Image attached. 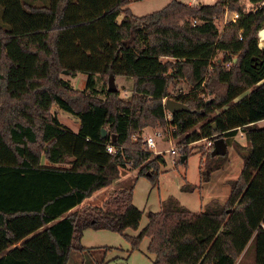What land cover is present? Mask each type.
I'll return each instance as SVG.
<instances>
[{"label":"trees","instance_id":"1","mask_svg":"<svg viewBox=\"0 0 264 264\" xmlns=\"http://www.w3.org/2000/svg\"><path fill=\"white\" fill-rule=\"evenodd\" d=\"M241 1L172 0L135 16L132 0H0V264H68L74 252L101 250L82 245L90 229L122 234L130 254L149 239L152 264H264V0H248L249 11ZM227 12L239 17L220 31L215 21ZM79 74L82 91L63 78ZM111 76L132 80L129 98L108 91ZM181 84L213 98L169 120L163 100ZM54 107L79 119L77 132ZM168 126L181 147L176 166L189 145L217 134L229 147L241 133L242 171L225 203L193 212L169 197L129 236L143 217L134 187L110 192L102 206L85 202L128 169L156 185L165 160L148 151L143 132ZM226 158L202 160V181Z\"/></svg>","mask_w":264,"mask_h":264},{"label":"rangeland","instance_id":"2","mask_svg":"<svg viewBox=\"0 0 264 264\" xmlns=\"http://www.w3.org/2000/svg\"><path fill=\"white\" fill-rule=\"evenodd\" d=\"M171 1L172 0H132L129 7L135 16H144L162 10ZM177 1L183 3L192 2L193 5L191 6H200L213 5L217 0ZM241 3L245 6L246 11L253 8V4L248 0H242ZM233 15V13L227 12L216 19L215 24L220 31H223L226 24L231 21ZM221 59L222 55L218 53L217 60L220 62ZM166 60L165 58L162 59L164 62ZM63 78L69 80L75 90L82 91L86 88L87 75L85 74H79L75 78L65 75ZM116 84L117 88H120L122 98L126 99L131 96V79L118 78L116 79ZM181 85L182 90H172L171 97L175 101L191 106L197 104L198 101L203 102L213 98L209 92L199 91L193 94L189 86L186 84ZM127 87L129 89L125 90ZM188 97H190V99H188ZM52 110L58 114L60 121L64 125L73 131L79 129L80 122L78 118L57 107H54ZM262 125H264V122ZM158 131L163 132L164 135L166 134V138L171 139L169 134L172 131L169 127H148L144 130L143 137H154V134ZM172 140L173 141L169 143L168 140L166 142L164 139L157 138L158 150L169 151L172 147H178L179 140H175L173 135ZM236 142L243 146L247 144L242 134H238L233 140L232 145L228 147L227 162L219 170L212 172L207 182H203L201 179V161L207 160L208 165L214 166L218 157L221 156L203 157V152L206 151V148L203 146V143H198L190 146L191 155L185 164L178 163L176 166L175 162L180 161V155H172L170 152H167L163 156L165 163L161 167L159 181L156 185L147 177L139 176V170L128 169L125 171V175L120 180L116 181L107 192L99 194V196L92 199L90 202L86 201L85 204L102 206L103 200L110 191L134 187V204L143 211V217L137 230L128 229L125 234L137 236L148 224V213L160 211L161 202L167 200L169 197L176 198L183 206L193 212L202 211L203 206L213 199L225 203L230 193V181L236 180L243 168V160L235 147ZM205 169L208 170V168ZM187 183L196 186L197 189L194 192L183 191L182 188ZM81 242L82 245L87 248H101V250L92 254L88 252H74L69 264H152L151 260L153 259L152 257H154L147 250L149 239H144L139 250L133 251L131 254L129 253L132 249L131 244L119 233L90 229L84 232ZM106 247L110 249L105 251L104 248ZM253 260L254 253L252 252V255H249V261L253 263Z\"/></svg>","mask_w":264,"mask_h":264},{"label":"built area","instance_id":"3","mask_svg":"<svg viewBox=\"0 0 264 264\" xmlns=\"http://www.w3.org/2000/svg\"><path fill=\"white\" fill-rule=\"evenodd\" d=\"M238 17H239L238 14H234L233 17L231 18V21L232 22H236ZM194 24H197V21H194ZM242 34H243V30L240 33V37H239L240 41L243 40ZM258 37H259V47L260 48H264V36H261V31L259 32ZM229 65L230 64H227L226 66L228 67ZM165 102H166V99L164 100V104H165ZM166 113H168L167 114V118H171V114L168 111H166ZM165 135H164L163 132L158 131V132H156L154 134V137L153 136H146V137L144 136V137H142L143 142L146 144L148 151L152 153L153 157H163L167 152H170L172 155H177V154L180 155L181 147H179V146L178 147H172V148H170L169 151L158 150V143L156 141L157 138L164 139L165 141H167V140L171 141V139H172V132H170V134H169L171 136V139L170 138H166ZM217 136L218 135L216 134L214 136H211L210 138L203 139V140L195 142V143H193L191 145L198 144V143H203L204 144L203 146H205V148L214 147L215 146V141H216V139H218ZM191 145H189V147ZM108 152L114 153L113 147H108Z\"/></svg>","mask_w":264,"mask_h":264},{"label":"water","instance_id":"4","mask_svg":"<svg viewBox=\"0 0 264 264\" xmlns=\"http://www.w3.org/2000/svg\"><path fill=\"white\" fill-rule=\"evenodd\" d=\"M66 74V73H65ZM108 91L111 93L117 92L118 88L116 85V79L114 76L109 78L108 83ZM166 109L171 113L174 114L177 111H188L189 107L181 102L175 101L173 99H168L165 105ZM106 135V131H103V136ZM227 144L224 138H218L215 141L214 150L212 152V156H225L227 154Z\"/></svg>","mask_w":264,"mask_h":264},{"label":"crops","instance_id":"5","mask_svg":"<svg viewBox=\"0 0 264 264\" xmlns=\"http://www.w3.org/2000/svg\"><path fill=\"white\" fill-rule=\"evenodd\" d=\"M43 1H45V0H34V2L36 3V4H38V5H40V4H42L43 3ZM187 4H190V5H193V3L192 2H189V3H187ZM130 8V7H129ZM131 10V9H130ZM132 11V10H131ZM133 13V12H132ZM122 19H123V15H121L119 18H118V22L120 23L121 21H122ZM118 78H125V77H118ZM117 78V79H118ZM117 85V84H116ZM129 87V86H128ZM126 88L125 90H127V89H129V88ZM120 89V88H119ZM131 89H132V84H131ZM121 92V91H120ZM131 94H132V92H131ZM166 99V102H167V100L168 99H172L171 98V95L170 96H168L167 98H165ZM164 99V100H165ZM164 100H163V106H164V109H165V113H166V111H168L167 109H166V107H165V105H166V102H165V104H164ZM169 112V111H168ZM170 113V112H169ZM167 114L168 113H166V117H167ZM171 114V113H170ZM171 117H172V114H171ZM167 119H171V118H167ZM80 125V124H79ZM261 125H262V123H261ZM169 127V126H168ZM170 129H171V131H172V135H173V133H174V128H172V127H169ZM78 131V129L77 130H75L74 132H77ZM171 141H173L172 139H171ZM171 141H169V143H171ZM167 142V141H166ZM43 164L44 165H47L48 163H47V161L46 160H44L43 161ZM115 184V183H114ZM114 184H112L111 186H113ZM110 186V187H111ZM110 187H108V188H106L105 190H102V191H100V192H98L97 194H95L93 197H91L90 199H88L87 201L88 202H90L92 199H94V198H96L97 196H99V194H101V193H104V192H107L108 191V189L110 188ZM116 189H114V190H112V191H115ZM111 192V191H110ZM109 192V193H110ZM108 193V194H109ZM107 194V195H108ZM107 195H106V197H107ZM106 199V198H105ZM105 199L103 200V202L102 203H104V201H105ZM149 245V244H148ZM85 247V246H84ZM87 248V247H86ZM148 248V247H147ZM73 255V254H72ZM72 257V256H71ZM71 257H70V259H71ZM153 259L151 260V263H153V260H154V257H152ZM70 263V260H69V262H68V264Z\"/></svg>","mask_w":264,"mask_h":264},{"label":"bare ground","instance_id":"6","mask_svg":"<svg viewBox=\"0 0 264 264\" xmlns=\"http://www.w3.org/2000/svg\"><path fill=\"white\" fill-rule=\"evenodd\" d=\"M261 36H264V29L261 30Z\"/></svg>","mask_w":264,"mask_h":264}]
</instances>
